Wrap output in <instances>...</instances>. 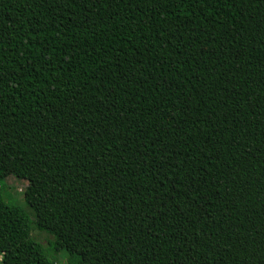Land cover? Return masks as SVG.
<instances>
[{"label":"trees","instance_id":"16d2710c","mask_svg":"<svg viewBox=\"0 0 264 264\" xmlns=\"http://www.w3.org/2000/svg\"><path fill=\"white\" fill-rule=\"evenodd\" d=\"M5 166L0 264H264V0H0Z\"/></svg>","mask_w":264,"mask_h":264},{"label":"rangeland","instance_id":"374dc122","mask_svg":"<svg viewBox=\"0 0 264 264\" xmlns=\"http://www.w3.org/2000/svg\"><path fill=\"white\" fill-rule=\"evenodd\" d=\"M0 178L8 188L10 192V197L8 200L14 204L21 206L28 213H31V209L28 205V200L31 196V189L28 183L23 179L15 178L12 173L11 166H5L0 170ZM31 235L39 241L44 248L49 250V242L52 240V236L46 232H41L33 229ZM49 254L51 251L48 252ZM54 261L57 264H67V256L63 252H56L53 255Z\"/></svg>","mask_w":264,"mask_h":264}]
</instances>
